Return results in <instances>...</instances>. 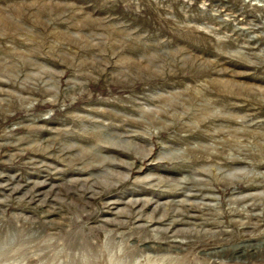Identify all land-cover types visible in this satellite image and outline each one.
<instances>
[{
	"label": "rangeland",
	"instance_id": "374dc122",
	"mask_svg": "<svg viewBox=\"0 0 264 264\" xmlns=\"http://www.w3.org/2000/svg\"><path fill=\"white\" fill-rule=\"evenodd\" d=\"M0 264H264V0H0Z\"/></svg>",
	"mask_w": 264,
	"mask_h": 264
}]
</instances>
